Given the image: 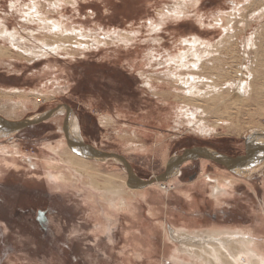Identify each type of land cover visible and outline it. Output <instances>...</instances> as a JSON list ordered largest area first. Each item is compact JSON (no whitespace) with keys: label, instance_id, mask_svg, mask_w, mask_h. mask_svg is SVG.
Listing matches in <instances>:
<instances>
[{"label":"rangeland","instance_id":"obj_1","mask_svg":"<svg viewBox=\"0 0 264 264\" xmlns=\"http://www.w3.org/2000/svg\"><path fill=\"white\" fill-rule=\"evenodd\" d=\"M178 1L0 0V21L9 32L16 30L30 40L33 47L38 45L34 38L39 37L36 29L40 25L29 23L23 14L32 3L46 20L87 35L69 37L56 52L46 47L48 55L39 59L12 50L11 59L2 57L0 118L8 117L1 105L21 100L18 95L3 94L4 90H20L29 101L27 109L9 115V121L32 118L64 105L72 112V134L78 132L82 143L97 150L122 156L140 180L156 177L170 158L196 147L240 157L245 143L249 146L246 138L264 133V97L260 105L250 102L240 111L229 101L210 112L205 99L177 96L162 76L166 72L162 65L167 53L176 55L182 50L181 39L198 36L209 43L218 41L223 29L215 25L214 18L221 12L226 14L223 26L233 17L239 39L219 50L213 68L204 64L196 74L211 79L210 85L216 86L226 101L232 97L233 88L228 85L239 79L240 65L252 61L256 71L253 81L264 84V76L258 75L264 74V66L255 62L252 51L244 58L240 48V42L257 35L264 46L260 10L264 0H199L196 4L185 0L186 9L182 0ZM233 7L236 13H230ZM199 19L204 24L201 28ZM150 24L160 28L152 31ZM145 77L151 79L154 91L145 87ZM183 106L202 110L194 124L175 117ZM63 113L18 136L0 139V264H174L169 258L173 245L166 241L164 228L170 233L174 228L243 227L253 230L259 242L264 241V169L238 178L240 183L231 197L216 207L208 188L198 184L206 176H226L225 168L213 162H184L179 174L165 181V187L151 185L128 192L130 210H107L89 181L100 187L106 178L122 184L125 168L113 162L98 165L89 161L82 176H73L63 163L66 156L59 159L47 150L63 141ZM227 119L234 127L222 125ZM200 123L215 129L202 133L197 129ZM253 126L257 128L248 130ZM50 158L55 161L47 169L45 160ZM48 172L63 175L62 181H50Z\"/></svg>","mask_w":264,"mask_h":264},{"label":"bare ground","instance_id":"obj_2","mask_svg":"<svg viewBox=\"0 0 264 264\" xmlns=\"http://www.w3.org/2000/svg\"><path fill=\"white\" fill-rule=\"evenodd\" d=\"M190 1H192V4H196L198 3L199 0H190ZM231 3L234 4L235 6L234 2H231ZM185 5H186L185 0H182V8L183 7L185 8ZM260 8L261 7H259V9ZM179 10H180V7H179ZM260 10H261L262 15H264V6ZM179 12H178V15H179ZM236 12L237 10L236 8L234 9V7L230 11V13H236ZM23 14H24L25 19L28 20L29 23L37 22L38 25H40V27L38 26L39 28L36 29L38 30V34H39L38 36L40 38L33 37L36 41L35 43H37L38 45H35L36 47L31 46L30 40H27L23 38L22 36H20L19 32L16 30L15 32H9L7 26L3 22L0 21V40H1L0 58L2 59L0 61V64H4L2 57H7L8 59L10 58L8 57V55L10 54V50L18 52L19 54L23 56L26 55L30 57L31 59H39L41 57H45L46 55H48V51L56 52L59 49H62L61 43H63V41H65L66 39H69V37L71 36L75 35L74 36L75 38L76 37H80V38L87 37V35L84 34L81 30L77 32L75 30H70L69 27H67L66 25L60 22L53 21L52 19L46 20L45 17L42 16L43 14L40 15L37 12V5H34V3H32V6L30 7L28 6V11H26V13H23ZM225 15H226L225 13L220 12V15L218 13V15L216 14L215 18L213 17L215 21V25H219L223 29L222 36L220 37L218 41H216L215 43H209V42L203 41L198 36H193L189 38L188 40L181 39L180 45L181 47H183L182 50L177 51L176 55H171V54L169 55L167 53V57L164 59V63L162 65V66H164V64L166 65L165 66L166 72L162 73V76L164 80L167 82L166 84L170 83V85H172L173 92H175L177 96L178 94H180L181 96L183 95L184 97L190 100L191 99H194V100H201V99L204 100L205 99L207 101V105H205V107L210 108L211 110L210 112H212L213 110L217 111L219 108L227 106V103L229 101H231L232 104L236 106L237 110L240 111L241 109L248 107L251 104L250 102L256 103V106L260 105L261 98L264 97V95H261V91H259L260 87L264 86V84L262 83L261 85H259L258 83H255L253 81L254 73L256 71L252 67L253 65L252 61H251V64L248 62L247 66H243V65L239 66L240 68L239 70L240 72L238 75L239 79H237L236 81L228 85L229 87L233 88L232 97L230 99L227 98V100L229 99L228 101H226L223 98L222 92H219L220 90L216 86L210 85V83H213L211 79H208L206 77H203L202 75L196 74L197 72H200L202 70V68L204 67V64H206V66H208L209 68H213L214 61H215L214 58L215 57L218 58L220 56L219 50L224 48L225 46L231 47L232 45L236 44L237 39H239L238 33H236V30L234 28V24L236 25V23H233L232 21L233 17L231 21H227L225 26H223V20H224ZM256 15H259V13H257ZM228 16L230 17V14H228ZM38 17L39 19H37ZM260 18H262V16H260ZM198 21H199L198 25L200 26V28L203 27L204 26L203 21L200 19ZM240 25H242L241 22H240ZM150 28L152 29V31H154L156 30V28H160V27L155 25L154 27L152 26ZM116 35L117 33H115V36ZM110 36H111L110 34H107V37H110ZM96 42L102 43V42H99V40H97ZM240 43L242 44L240 48L242 49L244 58L246 57L248 58L247 55L250 54V51H252L253 57H254L253 59L255 60V62L258 60L256 63L261 64L260 65L261 67L264 66L262 64L263 59H264V46L258 35L255 36L254 38L249 37L244 42H240ZM78 45H80V43H78ZM7 65L9 66V63ZM258 75L264 76V74L260 72H258ZM257 78H259V76ZM144 84H145V87L149 89V91H154L153 89L155 87L152 86L151 79L149 78L144 79ZM202 88H204L205 90H202ZM2 93L3 94L5 93V95H10V94L18 95L21 99L18 103H14V102L11 103L10 106L6 104L1 105V109L3 110V112L6 111L5 114H7L8 117H10L9 115L15 114L20 109L22 111H25L27 109L29 101L26 100V97L24 96L23 92H21L20 90H17V89L4 90ZM63 112H64L63 109H60L58 113H63ZM198 114L202 115V110L200 108L183 106L179 110V112L176 113L175 117L177 118L179 122L183 121L191 125V124H194L195 122L194 118ZM59 116L60 115H58V117ZM8 117L7 119H10ZM53 117L54 116L50 117L49 119ZM36 118H40V117H34L33 119L32 118L22 119L20 121L27 120L28 122H30ZM227 118H232V116L231 117L229 116ZM71 119H72V112L71 110H69L68 117L63 118L62 132H63V128L65 130V134L63 135V141L58 142L57 145L55 146L47 147V150L51 155H55L56 157L58 156L59 159L66 156L65 161L63 163L69 166L70 170L73 172L72 174H74L73 176L75 177L82 176L83 174L81 172L83 171L84 167L87 166V162L89 161H92L94 164H98V165L99 164H109L111 162L121 165L114 159H103L101 161H98L94 158L93 155H91V153L86 155L87 157L84 156L80 152V147L77 146V144H82V139L79 137L78 132L72 134L70 131ZM11 122H18V121H11ZM221 123L222 125L227 126V128L234 127L233 123L228 121V119L221 121ZM252 128H257V127L256 126L249 127L248 130ZM197 129L198 131L202 133L209 134L212 130L214 131L215 128L208 129L207 125L200 123V125L197 126ZM244 135L245 133L242 134V136ZM246 136L247 135H245V137ZM0 139L2 140L6 138H0ZM66 139L70 143L71 146L67 144ZM246 139L249 143V149L253 151L254 149H256L257 144H264V133L263 132L253 133L249 135ZM5 151H6V148H5ZM201 152L203 155H206V157L203 156L201 158H198V160L201 161V163L203 164L215 163L212 159H209L210 157L207 155V154L209 155L212 154L214 156H218V154L215 151L205 148L201 150ZM190 160L191 159L185 160L184 161L186 162L185 164L188 165L189 162L194 161V160L192 161ZM45 161H46L47 169H51L55 160L50 158L49 160L46 159ZM242 161L243 162L245 161V162L240 163L239 166H237L238 164L237 165L235 164V168L232 169L233 172H230L226 168L224 169L225 171L221 169L222 172L226 173V176L223 173H221L222 176L218 178H212V177L206 176L205 180H203L201 183L198 184L200 186H204L208 188V193H209V196L213 200L214 206L216 207L219 206L222 200L228 199L231 197V194L234 192L235 186L240 183V181H238V178L244 179L246 178V176L257 174L258 172L264 169V152L258 153L257 151L256 152L254 151L252 155L248 154L247 158H245V160L243 158ZM168 162L169 163L167 164L166 162L165 165L167 164L166 166L170 167L169 169H172L173 173H171L172 174L170 175L171 177V176L176 175L177 173L176 172V168H177L176 167L177 166L176 157L173 156V158H170ZM184 162H182V164ZM29 166L31 168H34V165L32 164ZM124 170L127 173V175H126V180L124 179L121 182L122 184L116 185V182L113 181L111 178L109 179L106 178L103 186L101 187L99 184H98L99 186H97L93 180L89 181L92 190L99 192L98 195L100 196V199L105 205L107 210L112 209L113 211L117 210L121 212L130 210V207H132V199L128 197L129 196L128 192L132 193L136 191V189H143V187L137 188L136 185L133 187L129 185V181H128L129 175L127 171L131 172V169L128 164H127V168H125ZM46 177L50 181L54 179H57L58 181H62L63 175L55 176L52 173L48 172ZM168 178L163 181H158L157 179H155L153 183L147 186V188L150 187L151 185H155V186L163 188L165 187V184H166L165 181H167ZM134 181L137 182V180H134ZM261 187L263 188V191H262L263 201L262 202L264 205V182L261 184ZM164 230H165L166 241L170 242L173 245L172 246L173 251L169 258L174 264H264V241L259 242V240L255 236L254 231L249 228H245V229L243 227L225 228V227H216V226H213L210 229H203V228L202 229H187V228L177 229V228H174L172 230H169L170 233H168L166 228H164Z\"/></svg>","mask_w":264,"mask_h":264},{"label":"water","instance_id":"obj_3","mask_svg":"<svg viewBox=\"0 0 264 264\" xmlns=\"http://www.w3.org/2000/svg\"><path fill=\"white\" fill-rule=\"evenodd\" d=\"M60 109H63L64 118L65 117L67 118L68 117V111L70 109L64 105H61V106L56 107L55 109L46 111L42 114H39L38 116L36 115L34 117H40V118H36L30 122H28L27 120L18 121V122H11V121H8L6 119L0 118V138H10L12 136H18L24 130H26L29 127H33L37 124L45 123L50 117L55 116L59 112ZM34 117H32V119ZM31 122H33V123H31ZM63 132L65 134L64 128H63ZM66 141H67V139H66ZM67 144L69 146H71L68 141H67ZM245 144L246 145H245V149H244V154L241 155L240 157L229 158V157L221 155L217 152L216 153L218 154V156H214L212 154L211 155L207 154V155L210 157L209 159H212L216 164H219L222 167L229 170L230 172H233L232 169L235 168V164L236 165L238 164L237 166H239L240 163H244L245 161L243 162L242 159L244 158V160H245V158H247L248 154L252 155L254 151L255 152L257 151L258 153L264 152V144H257L256 149H254L253 151H251L249 149V146L247 145V143H245ZM77 146L80 147V152L84 156L91 153V155H93L94 158L98 161H101L103 159H114L118 163H120L124 168H127V162L122 156H119V155L114 154V153H107V152L97 150L94 146L86 144V143L77 144ZM203 149H205V148L196 147V148H192L189 150H184L183 152H181L180 155L175 156L176 157V164H177V166H176L177 167L176 168L177 174H179L178 170L182 166V162H184L185 160L191 159V160L195 161V160H198V158H201L203 156L206 157V155H203L201 152V150H203ZM169 168L170 167L166 166L163 169L162 173L157 175L156 178L153 177V178H150L148 180H140L132 173V171L131 172L127 171L128 175H129V180H128L129 185L132 187L136 185L137 188H142V187L145 188L148 185H150L151 183H153L155 179H157L158 181L166 180L168 177H170V175H172L171 173H173L172 169H169ZM133 179L137 180V182L134 181Z\"/></svg>","mask_w":264,"mask_h":264}]
</instances>
